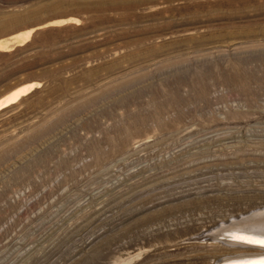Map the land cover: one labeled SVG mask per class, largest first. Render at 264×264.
<instances>
[{
    "label": "rangeland",
    "instance_id": "rangeland-1",
    "mask_svg": "<svg viewBox=\"0 0 264 264\" xmlns=\"http://www.w3.org/2000/svg\"><path fill=\"white\" fill-rule=\"evenodd\" d=\"M36 28L0 52V99L41 84L0 112V264L263 253L224 231L264 220V0H0V41Z\"/></svg>",
    "mask_w": 264,
    "mask_h": 264
},
{
    "label": "bare ground",
    "instance_id": "bare-ground-1",
    "mask_svg": "<svg viewBox=\"0 0 264 264\" xmlns=\"http://www.w3.org/2000/svg\"><path fill=\"white\" fill-rule=\"evenodd\" d=\"M69 23L71 22L69 21ZM72 23H74V20L72 21ZM62 24L64 25L66 24V22H61L60 24H56L54 26H59ZM38 29L39 28L31 29L25 33L13 36L7 40H1L0 41V52L11 51L15 45H24L28 43L31 40L35 31ZM40 87H41V84L32 83V84L24 85V86H21L19 88L12 90L7 95H5L3 98L0 99V112L18 104L20 101H22V99H24L25 97L30 95L35 89L40 88ZM230 230H233L232 231L233 233L231 232L233 234L231 236L232 238L237 239L236 237H242L243 239H238V240L243 241L244 243L248 245L258 247V248H253L249 246L252 249H256V250L260 249L261 251H263V253L255 257H252L250 259H246V258L243 259V258H240V256L227 257L228 261L221 262L219 264H264V244L246 242L248 240L264 241V220L254 221L249 224L245 223L244 225H240V227L238 228L228 229V230H225L224 232L229 233ZM221 235L222 233L220 234V236ZM226 241H229V240H226ZM249 254H252V252Z\"/></svg>",
    "mask_w": 264,
    "mask_h": 264
},
{
    "label": "snow or ice",
    "instance_id": "snow-or-ice-1",
    "mask_svg": "<svg viewBox=\"0 0 264 264\" xmlns=\"http://www.w3.org/2000/svg\"><path fill=\"white\" fill-rule=\"evenodd\" d=\"M237 239H243L242 237H236ZM247 243H261L264 244V241H252V240H248L246 241Z\"/></svg>",
    "mask_w": 264,
    "mask_h": 264
}]
</instances>
